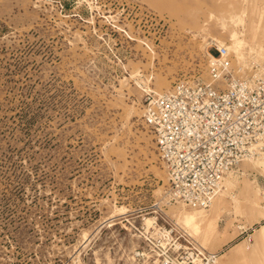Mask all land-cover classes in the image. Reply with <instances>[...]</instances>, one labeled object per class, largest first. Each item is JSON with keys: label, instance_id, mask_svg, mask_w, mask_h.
Wrapping results in <instances>:
<instances>
[{"label": "rangeland", "instance_id": "1", "mask_svg": "<svg viewBox=\"0 0 264 264\" xmlns=\"http://www.w3.org/2000/svg\"><path fill=\"white\" fill-rule=\"evenodd\" d=\"M214 44L238 72L263 63L264 0H0V264H156L157 224L264 264V140L194 209L168 196L142 118L149 94L206 79Z\"/></svg>", "mask_w": 264, "mask_h": 264}, {"label": "built area", "instance_id": "2", "mask_svg": "<svg viewBox=\"0 0 264 264\" xmlns=\"http://www.w3.org/2000/svg\"><path fill=\"white\" fill-rule=\"evenodd\" d=\"M212 47L206 79H181L164 93L149 94L142 109L168 177V196L194 209L208 208L226 175L264 140V62L251 61L238 72L227 46ZM142 235L156 264H218V253L164 224Z\"/></svg>", "mask_w": 264, "mask_h": 264}, {"label": "bare ground", "instance_id": "3", "mask_svg": "<svg viewBox=\"0 0 264 264\" xmlns=\"http://www.w3.org/2000/svg\"><path fill=\"white\" fill-rule=\"evenodd\" d=\"M233 38L235 39V44L234 46H232V49L235 52H239V49L241 48V46L244 44L243 39H240V37H238L236 35V33L232 34ZM230 48V47H229ZM242 54V53H241ZM160 94V93H158ZM218 198V197H217ZM216 198V199H217ZM213 204V203H212ZM200 211V210H198ZM194 212V211H190V212H186L184 211L182 213V218H183V222L186 224V226H191L194 228L195 231H198L199 229V222H201V218L204 217V215H202L200 212ZM179 216V215H178ZM153 218V217H152ZM152 218H145V223L146 225L150 226L152 225ZM181 220V219H180ZM203 221V220H202ZM209 222V221H207ZM261 225V224H260ZM260 235L264 236V225H262V229L260 231ZM248 239V238H247ZM223 255H221L220 257H222ZM133 258V257H132Z\"/></svg>", "mask_w": 264, "mask_h": 264}, {"label": "crops", "instance_id": "4", "mask_svg": "<svg viewBox=\"0 0 264 264\" xmlns=\"http://www.w3.org/2000/svg\"><path fill=\"white\" fill-rule=\"evenodd\" d=\"M220 256H218V259H219Z\"/></svg>", "mask_w": 264, "mask_h": 264}]
</instances>
